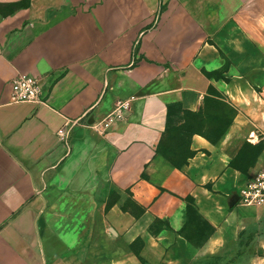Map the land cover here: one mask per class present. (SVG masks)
<instances>
[{
  "label": "crops",
  "instance_id": "0c3cea01",
  "mask_svg": "<svg viewBox=\"0 0 264 264\" xmlns=\"http://www.w3.org/2000/svg\"><path fill=\"white\" fill-rule=\"evenodd\" d=\"M263 169L264 0H0V264H264Z\"/></svg>",
  "mask_w": 264,
  "mask_h": 264
},
{
  "label": "built area",
  "instance_id": "2783aa9c",
  "mask_svg": "<svg viewBox=\"0 0 264 264\" xmlns=\"http://www.w3.org/2000/svg\"><path fill=\"white\" fill-rule=\"evenodd\" d=\"M10 90V103L12 104L45 103L42 100V91L38 80L31 76L18 74L11 81ZM126 108L125 104L119 103L111 116L122 118V113ZM107 126L108 124L104 125V127ZM237 203L241 207L264 209V169L249 179L237 193Z\"/></svg>",
  "mask_w": 264,
  "mask_h": 264
},
{
  "label": "trees",
  "instance_id": "16d2710c",
  "mask_svg": "<svg viewBox=\"0 0 264 264\" xmlns=\"http://www.w3.org/2000/svg\"><path fill=\"white\" fill-rule=\"evenodd\" d=\"M185 116L190 121L188 124L179 128L170 129V122L168 121L166 136L158 148L159 153L177 168L182 167L190 156V153L186 148V144L189 133L193 128V124H197L199 127H201V129L205 127V122L201 113H186ZM221 134L222 132L220 129H213L211 127L206 128L205 136L210 140L211 143H215L216 139L220 137ZM173 150H176L179 153L178 157L181 159V161L178 163L172 161V157H174Z\"/></svg>",
  "mask_w": 264,
  "mask_h": 264
},
{
  "label": "rangeland",
  "instance_id": "374dc122",
  "mask_svg": "<svg viewBox=\"0 0 264 264\" xmlns=\"http://www.w3.org/2000/svg\"><path fill=\"white\" fill-rule=\"evenodd\" d=\"M173 155L174 157H172V161L175 163H178L181 161V159L178 157L179 153L176 150H173ZM245 183L242 185L241 188L238 189L237 193L240 192V190L244 187Z\"/></svg>",
  "mask_w": 264,
  "mask_h": 264
}]
</instances>
